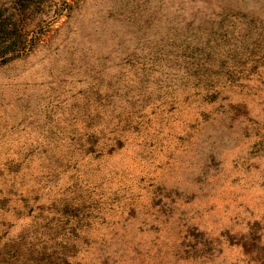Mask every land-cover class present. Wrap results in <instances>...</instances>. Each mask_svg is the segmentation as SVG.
Segmentation results:
<instances>
[{"label": "rangeland", "instance_id": "rangeland-1", "mask_svg": "<svg viewBox=\"0 0 264 264\" xmlns=\"http://www.w3.org/2000/svg\"><path fill=\"white\" fill-rule=\"evenodd\" d=\"M0 264H264V0H0Z\"/></svg>", "mask_w": 264, "mask_h": 264}]
</instances>
